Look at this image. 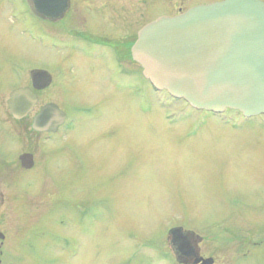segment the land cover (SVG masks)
<instances>
[{"label":"rangeland","instance_id":"obj_1","mask_svg":"<svg viewBox=\"0 0 264 264\" xmlns=\"http://www.w3.org/2000/svg\"><path fill=\"white\" fill-rule=\"evenodd\" d=\"M90 1L83 16L104 0ZM116 1L128 16L136 5V22L96 32L130 45V24L140 31L223 0ZM4 8L0 57L55 71L42 101L69 118L59 143L29 136L38 144L31 172L17 170L14 155L0 159V264H177L168 235L177 227L200 236L201 256L215 264H264V115L193 110L155 91L141 69L128 75L111 55L95 56L98 48L36 42Z\"/></svg>","mask_w":264,"mask_h":264},{"label":"water","instance_id":"obj_2","mask_svg":"<svg viewBox=\"0 0 264 264\" xmlns=\"http://www.w3.org/2000/svg\"><path fill=\"white\" fill-rule=\"evenodd\" d=\"M66 3L30 0L36 14L39 9L47 10L55 19L63 17ZM131 53L156 91H167L195 110L214 114L235 110L247 119L264 115L261 0H223L194 6L176 16H161L139 31ZM31 79L36 90L46 89L52 81L43 70L33 71ZM36 103L30 89L14 91L9 101L16 119L26 117ZM66 119L56 104H48L35 117L33 128L51 132ZM20 161L25 170L34 167L32 155H24ZM0 240H4L1 233ZM169 241L180 263L215 264L212 258L200 257L198 244L202 238L196 234L174 228L169 232Z\"/></svg>","mask_w":264,"mask_h":264},{"label":"flooded vegetation","instance_id":"obj_3","mask_svg":"<svg viewBox=\"0 0 264 264\" xmlns=\"http://www.w3.org/2000/svg\"><path fill=\"white\" fill-rule=\"evenodd\" d=\"M2 2L4 4L3 7H1ZM91 4L92 2L90 0H86L84 5H82L81 2L76 3L74 2V0H67L63 17H57L56 19L52 16L50 17L47 10L45 12L44 10L39 9L36 14L32 9L30 0H0V11L4 12V14L1 13L2 15H5L6 11L4 7H7L8 20H10L11 23L16 26V29L20 28L21 30L28 29L30 31H35V41L40 44L49 41L51 43H49L51 45V49L55 52L60 42V37L63 40H69L68 44L71 45L76 44L80 45V47L82 46L83 48L91 45L95 49L98 48L102 50L98 54H95V56L98 55L99 58H102L106 55H111V57H113L114 59V63H117L119 66H124L128 75H132V72L140 69L139 64L133 60L131 53L132 46L134 45L133 43H135L137 40L139 28H137L136 25L132 26L130 24L129 27L135 29V33H137L136 39L132 37L133 40L132 43L130 41V45H128V43L123 44L121 38H119V40L115 38H108V36L99 34L96 31L107 30V32H110L112 30H118L123 26H125V28H128V23H132L133 21L136 22L138 12L136 5L134 4L129 8V11H131V9L136 11L132 12V14L128 16L130 12L124 10V13L121 9L127 7L126 4L122 6L116 0H104L99 6H97V4L95 5V8H97L98 10H95L94 8V10L89 11V15L85 14L83 16V13L87 11L86 8ZM117 5L121 6V8L119 7V9L113 10ZM84 9L86 10L85 12ZM181 12L182 11H179L178 14H180ZM93 15H95V17H93ZM29 18H32L35 23L29 22ZM81 23L86 25V28L85 26L82 28L80 26ZM59 31H63L65 35H60ZM125 45L126 48L124 51ZM116 46L123 47V51L114 50ZM127 48L129 49V51H126ZM55 64H57V62H55ZM28 66L30 67L28 68ZM35 70L46 71L52 77L51 84L46 89H34L31 79V73ZM55 74V71H52L50 70V68H47L43 65L31 63V65H27L26 67L24 65H21L20 62H18V64L10 65L7 59L0 57V93H3L5 91V95H3L5 98L3 100L1 98L2 101L0 100V159L5 158V155L7 157L14 155L15 160L18 161V164L21 168L18 169L19 166L17 167L16 165L17 170L24 173L31 172L36 166L35 150L36 148H38V144H36V146L34 147V144L31 143L32 140L29 139V136H34L35 139H37L38 143L39 141L40 143L42 141H55V143H59L57 140H63L60 137L62 136V134H64L65 131L68 130V128L66 129V126L68 123L69 115L65 111L64 112L67 114V120L57 129L51 132H37L33 128L34 119L41 112L42 108L48 104H54L51 101L43 103L42 96L53 87L56 78ZM116 81L118 84H120L117 77ZM18 89H30L37 98V103L34 106L33 111H31L23 119H16L13 116L9 105L11 94ZM24 137L28 139L29 147L25 151L17 152L14 147V149L12 148V145H17V142L22 143ZM24 155L33 156L34 167L30 170H25L24 168H22L20 158ZM184 232L186 233L185 230ZM194 240H197V238H195ZM194 240H192V243L194 242ZM202 242L203 240L199 242L198 248L200 247ZM171 249L173 251L175 262L177 264H182L177 260L176 250L172 246ZM200 257H202L201 253Z\"/></svg>","mask_w":264,"mask_h":264},{"label":"bare ground","instance_id":"obj_4","mask_svg":"<svg viewBox=\"0 0 264 264\" xmlns=\"http://www.w3.org/2000/svg\"><path fill=\"white\" fill-rule=\"evenodd\" d=\"M133 47V46H132Z\"/></svg>","mask_w":264,"mask_h":264}]
</instances>
